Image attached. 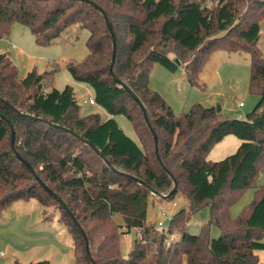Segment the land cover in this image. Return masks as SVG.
Instances as JSON below:
<instances>
[{
    "label": "trees",
    "instance_id": "1",
    "mask_svg": "<svg viewBox=\"0 0 264 264\" xmlns=\"http://www.w3.org/2000/svg\"><path fill=\"white\" fill-rule=\"evenodd\" d=\"M103 10L117 35L116 77ZM263 17L264 0H0V38L14 22L26 25L40 45L56 41L74 25L88 29L87 55L66 65L110 115L103 120L98 112L81 114L73 85H51L60 63L20 78L16 64L0 53V211L31 198L57 206L76 262L92 264L82 231L14 147L66 202L96 264H181L184 258L188 264H262L257 251L264 250V183H258L264 169V53L258 43ZM219 48L249 54V88L259 101L245 117L226 116L200 102L176 113L150 86L155 63L173 71L183 65L189 82L200 84L205 61ZM127 86L146 107L166 169ZM116 114L129 118L137 139L118 124ZM228 134L241 139L237 150L209 159L211 148ZM249 187L253 199L233 216L232 205ZM152 194L167 199L181 194L188 206L160 227L147 221ZM204 207L208 221L198 234L190 233L188 221ZM212 226L218 236L211 234ZM131 231L135 237L124 256L121 236ZM175 231L178 237L168 242Z\"/></svg>",
    "mask_w": 264,
    "mask_h": 264
},
{
    "label": "rangeland",
    "instance_id": "2",
    "mask_svg": "<svg viewBox=\"0 0 264 264\" xmlns=\"http://www.w3.org/2000/svg\"><path fill=\"white\" fill-rule=\"evenodd\" d=\"M259 46L264 53V17L260 20ZM89 31L85 27L74 25L68 32L48 45L35 41L31 30L24 24L14 22L10 32L0 38V53H7L16 64L19 77H24L30 70L39 72L49 70L54 63H60L54 71L51 85L62 89L66 84L74 87L80 113L98 112L102 119L110 117L109 113L97 103H90L94 97L93 89L76 81L66 63L79 61L88 53L86 40ZM250 59L242 51L214 50L205 61L200 73L198 85H192L185 73L184 66L169 70L160 63H155L150 74V86L160 92L171 104L176 113L187 111L195 102L206 106H220L221 112L230 117H245L259 101V96L249 88ZM243 101L244 107L238 105ZM118 124L133 138L137 139L132 122L124 114H116ZM241 139L234 134L226 135L209 151L208 158L220 160L234 153ZM258 183H264V169L258 176ZM254 188H246L241 197L232 205L231 214L237 216L243 206L253 199ZM188 201L176 194L167 199L152 194L149 199L147 221L163 226L169 224V217L183 207ZM118 221H122L117 215ZM209 219V209L204 207L192 214L187 228L190 233L198 234L201 226ZM213 236L219 235L216 226L211 227ZM135 231L123 233L121 249L124 256L129 255ZM178 232L169 235L168 242L176 240ZM264 263V250H258ZM47 259L52 264H80L75 260L73 239L66 225L59 220V210L55 205L42 206L37 199H20L0 211V264H27L31 261ZM181 264H188L184 258Z\"/></svg>",
    "mask_w": 264,
    "mask_h": 264
},
{
    "label": "water",
    "instance_id": "3",
    "mask_svg": "<svg viewBox=\"0 0 264 264\" xmlns=\"http://www.w3.org/2000/svg\"><path fill=\"white\" fill-rule=\"evenodd\" d=\"M103 13H104V16H105V20H106V22H107V25H108V27H109L110 33H111V35H112L113 54H112V62H111V71H112L113 75L115 76L112 67H113L114 61H115V59H116V53H117V35H116V32H115L114 27H113V25H112V22L110 21L108 15L106 14V12H105L104 10H103ZM176 61L179 62V59H176ZM115 77H116V76H115ZM117 80H118L119 82H122V81H121L120 79H118V78H117ZM127 88H128V90L130 91V93L132 94L133 98H134V99L136 100V102L138 103L139 107H140V108L142 109V111H143L144 117H145V119H146V123H147L148 127L151 129V131L153 132V134H154V139H155V142H156V148H155V150H156V153H157L158 161H159V163L161 164V166H162L163 168L166 169L165 164L163 163V161H162V159H161V157H160V155H159V153H158L157 133H156V130L154 129V127L152 126V123H151V121H150V118H149V116H148V114H147L146 107L144 106V103L142 102V100L140 99V97H139L134 91H132L131 88H129L128 86H127ZM217 110H218V111H221V107H220L219 105L217 106ZM11 127L13 128L12 125H11ZM13 135H14V133L12 132V137H13ZM82 139H83L84 141H86V142L88 141V140H86V139H84V138H82ZM13 152H14V154H15L18 158H20V159L25 163V165L29 168V170H30V172L33 174V176L39 181V183H40V184H41V185H42L47 191H49V193L52 194V195L55 197V199L58 201V203H59V204H60V205L66 210V211H68V213L71 215L73 221L75 222V224L79 227V229H80V230L82 231V233H83V236H84V238H85V242H86L87 252H88V255H89L90 259H91L92 264H96V262L94 261V259L92 258L91 254H90L89 242H88V238H87V236H86V233L84 232V230H83L82 226L80 225V223L77 221V219H76V218L74 217V215L72 214V212H71L70 208L67 206L66 202H65L60 196H58V195L55 194L52 190H50V189L48 188V186L45 185V184L42 182V180L38 177V175H37V173L35 172V170L33 169V167H32V166H31L26 160H24V159L21 158V156L19 155V153L16 151V149H15L14 147H13ZM174 181H175V186H174V188H173L172 191H174V190L177 188V182H176V179H174ZM161 196H162V197H166L167 195H162V194H161Z\"/></svg>",
    "mask_w": 264,
    "mask_h": 264
},
{
    "label": "built area",
    "instance_id": "4",
    "mask_svg": "<svg viewBox=\"0 0 264 264\" xmlns=\"http://www.w3.org/2000/svg\"><path fill=\"white\" fill-rule=\"evenodd\" d=\"M88 101H89L90 103H92V104L95 103V99H94V97H89ZM238 105H239L240 107H242V106L244 105L243 101H239ZM169 218H170V217H169ZM158 226H163V222H162V221H159V222H158Z\"/></svg>",
    "mask_w": 264,
    "mask_h": 264
},
{
    "label": "crops",
    "instance_id": "5",
    "mask_svg": "<svg viewBox=\"0 0 264 264\" xmlns=\"http://www.w3.org/2000/svg\"><path fill=\"white\" fill-rule=\"evenodd\" d=\"M245 106V104L242 106V107H244ZM258 253V252H257ZM258 255H259V253H258ZM262 264H264L263 262H261Z\"/></svg>",
    "mask_w": 264,
    "mask_h": 264
}]
</instances>
